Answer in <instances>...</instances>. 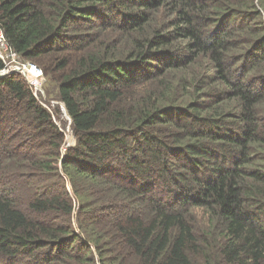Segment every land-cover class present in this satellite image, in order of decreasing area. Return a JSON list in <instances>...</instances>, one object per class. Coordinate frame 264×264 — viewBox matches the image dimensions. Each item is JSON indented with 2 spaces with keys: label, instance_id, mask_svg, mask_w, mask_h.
I'll list each match as a JSON object with an SVG mask.
<instances>
[{
  "label": "trees",
  "instance_id": "1",
  "mask_svg": "<svg viewBox=\"0 0 264 264\" xmlns=\"http://www.w3.org/2000/svg\"><path fill=\"white\" fill-rule=\"evenodd\" d=\"M0 29L76 139L0 76V264H264V0H0Z\"/></svg>",
  "mask_w": 264,
  "mask_h": 264
},
{
  "label": "rangeland",
  "instance_id": "2",
  "mask_svg": "<svg viewBox=\"0 0 264 264\" xmlns=\"http://www.w3.org/2000/svg\"><path fill=\"white\" fill-rule=\"evenodd\" d=\"M2 56L4 57V53H2ZM11 59H12V63L14 65H18L20 63L19 61L27 62V61H23L21 59V57H19L18 55H14V58H11ZM7 63L10 64L11 61L9 60V61H7ZM30 63L32 64L33 62H30ZM33 64H36V63H33ZM36 65H38V64H36ZM41 69H42V67H41ZM47 78H48V76H47ZM25 79H26V82L28 83V85H30V87L34 91V93L39 97V99L41 100L43 106L53 112V115H54L55 122H56L57 126L67 136V134L69 133V131L67 129L69 128L71 130V125H69V119L65 117V114H64V112L62 110L63 106L61 107V105H60L61 102L56 100V99H54V98H52L53 94L55 93L53 91V89H54V86L56 85V81H54V80L52 81L50 78H48V82H46L47 79H46V76L44 74H43V79L42 78L39 79L40 81L34 80V78H32V76L29 75V74L25 76ZM45 89H48L47 91L51 90L50 93H52V94H50V93L44 94L46 92ZM55 109H58L57 114L55 112ZM65 151L66 150H64L63 147H62V154H64Z\"/></svg>",
  "mask_w": 264,
  "mask_h": 264
},
{
  "label": "built area",
  "instance_id": "3",
  "mask_svg": "<svg viewBox=\"0 0 264 264\" xmlns=\"http://www.w3.org/2000/svg\"><path fill=\"white\" fill-rule=\"evenodd\" d=\"M2 53H4V57L2 56ZM14 55H17V53L8 46L0 29V57L5 63V68L1 72L4 74L20 73L24 77L29 74L37 81H40L39 79L41 78L43 79L44 73L40 66L33 63L31 64L29 61H19L20 63L18 65H14L11 59L14 58ZM9 60L11 61L10 64L7 63Z\"/></svg>",
  "mask_w": 264,
  "mask_h": 264
},
{
  "label": "water",
  "instance_id": "4",
  "mask_svg": "<svg viewBox=\"0 0 264 264\" xmlns=\"http://www.w3.org/2000/svg\"><path fill=\"white\" fill-rule=\"evenodd\" d=\"M1 75H4V73L0 72V76H1ZM60 105H61V107L63 106V107H62V110H63L64 114L68 116V118H69V125H70V123H71V118H70L69 114L67 113V111H66V109H65V106L63 105V103H60ZM67 130L69 131V133L67 134V136H66V140H65V143H64V145H63V149H64V150H65L66 148L71 147L72 145H74V144H75V141H76V139H75V137H74V135H73V133H72V130H70L69 128H68ZM65 135H66V134H65Z\"/></svg>",
  "mask_w": 264,
  "mask_h": 264
},
{
  "label": "bare ground",
  "instance_id": "5",
  "mask_svg": "<svg viewBox=\"0 0 264 264\" xmlns=\"http://www.w3.org/2000/svg\"><path fill=\"white\" fill-rule=\"evenodd\" d=\"M65 117H66V118H68V116H67V115H65ZM68 119H69V118H68Z\"/></svg>",
  "mask_w": 264,
  "mask_h": 264
}]
</instances>
